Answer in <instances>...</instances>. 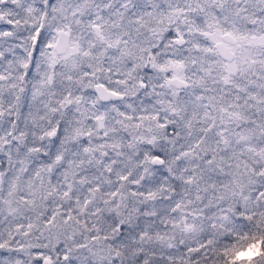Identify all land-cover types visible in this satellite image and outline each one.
<instances>
[{"label":"snow or ice","instance_id":"1","mask_svg":"<svg viewBox=\"0 0 264 264\" xmlns=\"http://www.w3.org/2000/svg\"><path fill=\"white\" fill-rule=\"evenodd\" d=\"M0 264H264V0H0Z\"/></svg>","mask_w":264,"mask_h":264}]
</instances>
